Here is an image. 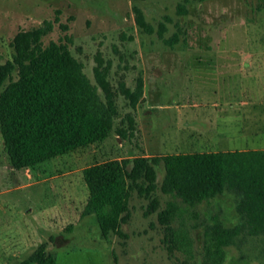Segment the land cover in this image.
Segmentation results:
<instances>
[{
    "label": "rangeland",
    "instance_id": "374dc122",
    "mask_svg": "<svg viewBox=\"0 0 264 264\" xmlns=\"http://www.w3.org/2000/svg\"><path fill=\"white\" fill-rule=\"evenodd\" d=\"M183 2L0 0V64L11 59L19 31L50 20L54 29L45 43L70 40L92 80L99 59L102 68L110 64L108 79L116 91L121 81L133 89L139 76L144 80L137 132L129 139L112 134L104 142L18 170L0 134V264H18L42 243L56 252L57 264H179L184 256L167 252L158 221L168 201L189 211L177 226L210 221L217 212L226 225L237 223L232 193L195 208L164 194L162 166L151 198L133 193L121 235L104 238L95 216L82 217L89 196L83 170L92 164L264 149V0H189L187 14L178 8ZM134 6L142 9L153 34L137 25ZM162 22L167 30L161 38ZM175 35L179 42L169 46L165 40ZM118 104L122 113L129 110L121 95ZM193 237L200 262L202 231L193 230ZM227 253L225 264H264V238H242Z\"/></svg>",
    "mask_w": 264,
    "mask_h": 264
},
{
    "label": "trees",
    "instance_id": "16d2710c",
    "mask_svg": "<svg viewBox=\"0 0 264 264\" xmlns=\"http://www.w3.org/2000/svg\"><path fill=\"white\" fill-rule=\"evenodd\" d=\"M186 3L189 0L178 6L182 14L188 12ZM134 12L137 25L153 34L155 29L145 20L142 9L134 6ZM53 29V22L47 20L19 31L13 39L11 59L0 64V134L18 170L104 142L112 134L129 139L137 132L136 110L144 95L143 78H137L133 89L119 82L118 93L108 79L110 64L102 68L99 59L92 80L83 62L72 53L70 40L45 43ZM166 30V24L160 23L161 38ZM165 42L174 46L179 39L175 35ZM119 95L129 108L124 113ZM161 166V191L189 208L226 192L235 196L238 220L232 226L224 223L220 212L210 221L177 226L178 219L189 211L174 201L158 212L165 249L171 256H184L179 264H225L227 249L238 240L264 238V149L171 153L92 164L83 170L89 196L82 217L95 216L104 238L121 235L133 193L151 198ZM153 200L152 209L156 210L157 201ZM192 216L198 219L197 213ZM193 230L202 231L200 262ZM18 264H57V255L48 243H42Z\"/></svg>",
    "mask_w": 264,
    "mask_h": 264
},
{
    "label": "crops",
    "instance_id": "0c3cea01",
    "mask_svg": "<svg viewBox=\"0 0 264 264\" xmlns=\"http://www.w3.org/2000/svg\"><path fill=\"white\" fill-rule=\"evenodd\" d=\"M253 122H254V121H253ZM259 127H260V126H259ZM253 130H254V129H253ZM255 131H256V132H255ZM253 132H255L254 134H256V135L258 134L257 130H254ZM190 136L192 137L193 134H191ZM198 137L202 139V138H203V134H202V133H200V134L198 133ZM204 138H205L207 141H212V142H214V143L218 142V140H214V139H213L214 137L209 138L208 136H206V137H204ZM204 138H203V139H204ZM212 139H213V140H212ZM226 151H227V150H226Z\"/></svg>",
    "mask_w": 264,
    "mask_h": 264
}]
</instances>
